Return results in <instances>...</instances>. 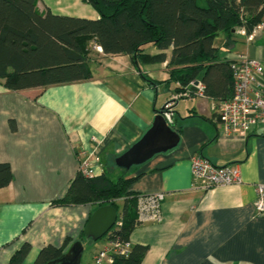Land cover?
<instances>
[{
  "label": "crops",
  "instance_id": "1",
  "mask_svg": "<svg viewBox=\"0 0 264 264\" xmlns=\"http://www.w3.org/2000/svg\"><path fill=\"white\" fill-rule=\"evenodd\" d=\"M37 7L42 14L100 17L86 0H38ZM232 39L226 46L225 34L215 38L223 59L264 62V32L253 41L239 33ZM144 52L162 50L150 44ZM165 53L163 61L138 64L91 40L89 79L20 90L0 80V162L13 173L0 188V264L24 246L29 251L22 264H33L43 247H61L69 238L67 249L81 239L98 206L53 202L66 194L84 157L97 175L134 178L130 189L138 194L166 193L161 220L144 221L131 233V243L149 245L141 264H264V217L254 204L256 186L264 184V126L225 133L220 101L197 92L180 95L179 83L170 81L172 48ZM168 102L181 125L177 145L131 168L118 166L116 158ZM198 153L217 165H239L242 181L203 189L192 173ZM105 244L84 252L81 264H94V252Z\"/></svg>",
  "mask_w": 264,
  "mask_h": 264
},
{
  "label": "trees",
  "instance_id": "2",
  "mask_svg": "<svg viewBox=\"0 0 264 264\" xmlns=\"http://www.w3.org/2000/svg\"><path fill=\"white\" fill-rule=\"evenodd\" d=\"M99 12L97 19L39 12L38 0H0V80L13 90L70 83L92 77L88 66L89 43L98 42L105 53L129 54L135 63L166 59L172 48L170 81L179 83L178 93L192 83L204 84V94L217 101L230 98L234 91L231 68L235 60L223 59L214 46L220 34L226 46L241 27L252 31L264 20V0H86ZM155 45L161 53L144 52ZM165 113V109H163ZM179 131L172 115L168 120ZM13 179L8 162H0V188ZM132 177H110L107 172L87 176L78 172L66 194L56 205L112 204L119 213L116 225L103 240L130 236L139 219V195L130 189ZM82 231L81 239L84 241ZM43 247L33 264H46L59 257L69 244ZM149 245L132 243L127 254H115L113 264H141ZM28 246L15 253L9 264H22Z\"/></svg>",
  "mask_w": 264,
  "mask_h": 264
},
{
  "label": "built area",
  "instance_id": "3",
  "mask_svg": "<svg viewBox=\"0 0 264 264\" xmlns=\"http://www.w3.org/2000/svg\"><path fill=\"white\" fill-rule=\"evenodd\" d=\"M262 32H264V20L252 31H248L245 27L238 30L239 35L247 41L255 40ZM231 68L234 76L233 95L220 102L219 115L225 133L248 134L255 128L264 126V62L241 56L232 63ZM192 85L197 89V93L204 95V84L201 81L197 85L194 83ZM189 93L190 90H186L180 95ZM164 109L166 118L172 119L173 103H166ZM80 172L91 177L97 175L88 157H84L81 161ZM192 173L194 180L203 189L242 181L239 165H217L201 153L192 158ZM256 192L255 213L257 216L264 217V184H258ZM165 197V192L140 194L139 219L142 222L160 221L162 218L161 204ZM121 224L122 221L117 219L114 227ZM131 247V242H125L119 238L106 240V244L94 252L93 263L113 264L115 254H127Z\"/></svg>",
  "mask_w": 264,
  "mask_h": 264
},
{
  "label": "water",
  "instance_id": "4",
  "mask_svg": "<svg viewBox=\"0 0 264 264\" xmlns=\"http://www.w3.org/2000/svg\"><path fill=\"white\" fill-rule=\"evenodd\" d=\"M199 82L196 80L194 85ZM179 139V133L173 129L162 109L156 115L147 132L127 151L116 158V164L120 167L131 168L133 165L145 162L158 152L174 147ZM118 216V210L112 204L98 207L85 224V237L96 241L103 238L114 227ZM84 252V242L78 239L73 241L59 257L48 261L46 264H81Z\"/></svg>",
  "mask_w": 264,
  "mask_h": 264
},
{
  "label": "rangeland",
  "instance_id": "5",
  "mask_svg": "<svg viewBox=\"0 0 264 264\" xmlns=\"http://www.w3.org/2000/svg\"><path fill=\"white\" fill-rule=\"evenodd\" d=\"M102 243H103V239L102 238L96 241V240H93L91 238L85 237L84 238L85 252L86 253H91L93 250H95L96 247H98ZM83 264H86L85 261H83Z\"/></svg>",
  "mask_w": 264,
  "mask_h": 264
}]
</instances>
